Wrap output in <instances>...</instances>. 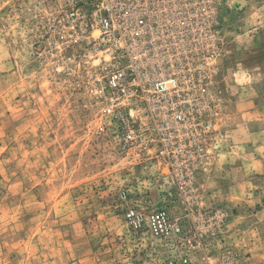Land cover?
Wrapping results in <instances>:
<instances>
[{"label": "rangeland", "instance_id": "1", "mask_svg": "<svg viewBox=\"0 0 264 264\" xmlns=\"http://www.w3.org/2000/svg\"><path fill=\"white\" fill-rule=\"evenodd\" d=\"M66 0H0V264H264V0H228L222 111L187 177L121 149L88 88L35 49ZM165 210L173 234L134 228Z\"/></svg>", "mask_w": 264, "mask_h": 264}, {"label": "built area", "instance_id": "2", "mask_svg": "<svg viewBox=\"0 0 264 264\" xmlns=\"http://www.w3.org/2000/svg\"><path fill=\"white\" fill-rule=\"evenodd\" d=\"M228 0H66L50 11L35 49L88 88L97 114L120 128L126 154L160 158L180 177L194 173L222 104L215 91ZM187 181L181 190L191 188ZM188 188V189H186ZM134 228L146 222L167 238L165 210L129 208ZM187 256L165 264H190Z\"/></svg>", "mask_w": 264, "mask_h": 264}, {"label": "crops", "instance_id": "3", "mask_svg": "<svg viewBox=\"0 0 264 264\" xmlns=\"http://www.w3.org/2000/svg\"><path fill=\"white\" fill-rule=\"evenodd\" d=\"M72 264H75V263H72Z\"/></svg>", "mask_w": 264, "mask_h": 264}]
</instances>
